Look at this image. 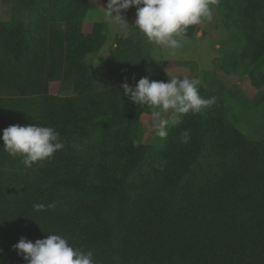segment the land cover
Segmentation results:
<instances>
[{
	"label": "trees",
	"instance_id": "trees-1",
	"mask_svg": "<svg viewBox=\"0 0 264 264\" xmlns=\"http://www.w3.org/2000/svg\"><path fill=\"white\" fill-rule=\"evenodd\" d=\"M212 7L234 43L219 69L242 72L261 90L264 0ZM87 10V0H12L11 19L0 22V137L33 123L55 128L64 145L25 168L0 139V264H26L13 246L48 234L91 251L95 264H264V139L221 124L249 97L200 85L202 97L216 98L206 114L180 116L161 146L142 145L140 116L151 109L132 104L122 85L149 76L143 57L90 70L85 58L103 44L77 24ZM58 81L71 83L73 95H51Z\"/></svg>",
	"mask_w": 264,
	"mask_h": 264
},
{
	"label": "clouds",
	"instance_id": "clouds-1",
	"mask_svg": "<svg viewBox=\"0 0 264 264\" xmlns=\"http://www.w3.org/2000/svg\"><path fill=\"white\" fill-rule=\"evenodd\" d=\"M218 3L219 0H108L103 15L114 26L128 29L130 27L122 13L136 8L134 28L148 43L175 52L182 47L189 27L213 18L212 6ZM91 64L96 65V61ZM146 71L150 73L151 69ZM200 84L196 77H169L167 82H163L144 76L134 87L125 82L122 92L132 104L151 109L154 134L163 140L168 136L169 127L179 123L180 116L189 113L205 115L206 109L216 103L215 97L206 99L200 95ZM169 113L173 118H164ZM0 139L3 140V149L13 158L20 157L25 168L42 165L64 147L55 128L33 123L11 125L3 130ZM190 139L187 130L181 133L183 143ZM54 207V204L48 205V208ZM44 208L43 204L34 205L36 211ZM13 248L26 264H95L91 251L76 249L57 234H48L34 243L22 237Z\"/></svg>",
	"mask_w": 264,
	"mask_h": 264
},
{
	"label": "rangeland",
	"instance_id": "rangeland-1",
	"mask_svg": "<svg viewBox=\"0 0 264 264\" xmlns=\"http://www.w3.org/2000/svg\"><path fill=\"white\" fill-rule=\"evenodd\" d=\"M88 1L90 8L87 15L82 17L79 14L77 24H81L84 35H92L103 44L100 50L91 51L85 58V64L90 70H97L102 66L106 68L113 62H119L124 66L128 60L139 56L137 52H140L146 69H151L150 73L146 71L151 77L162 78L166 82L169 77H196L200 79L201 87L212 92L220 88H240L249 97L250 103L243 110L231 108L227 119H224L221 124L251 140L264 139V87L255 91L242 72L237 71L226 76L219 69L217 65L219 60L232 51L234 43L220 21L219 12L214 7H212L213 18L196 25L194 36L183 38L182 47L171 52L148 43L147 39L134 28L132 22L136 20V12L127 16L126 22L130 28L121 29L104 18L103 8L107 5L103 0ZM0 3L5 6L0 12V19L4 22L9 21L12 17V0H1ZM131 46L136 47L134 55L130 53ZM93 60L96 61V65L91 64ZM48 92L51 95L68 97L73 95V85L63 81L51 83ZM164 118L172 119L173 117L169 113L165 114ZM138 126V140L142 145L159 147L164 143L165 139L162 140L154 134L151 114H142Z\"/></svg>",
	"mask_w": 264,
	"mask_h": 264
},
{
	"label": "crops",
	"instance_id": "crops-1",
	"mask_svg": "<svg viewBox=\"0 0 264 264\" xmlns=\"http://www.w3.org/2000/svg\"><path fill=\"white\" fill-rule=\"evenodd\" d=\"M88 1V0H87ZM3 8H5V6L4 5H2V4H0V12L2 11V10H4ZM89 8H90V4H89V1H88V10H89ZM88 10H87V12H88ZM87 12H86V14H85V17H86V15H87ZM125 19H127V17H125ZM0 22H4V20L3 19H0ZM133 23V26H135V21H133L132 22ZM132 26V27H133ZM117 36H119V37H122L121 35H117ZM129 36V35H128ZM128 36H126V38L128 37ZM125 38V37H124ZM123 38V39H124ZM114 46H116V44H114ZM56 83H60V81H58V82H52V84H56ZM50 85H51V83H50ZM49 85V86H50Z\"/></svg>",
	"mask_w": 264,
	"mask_h": 264
}]
</instances>
